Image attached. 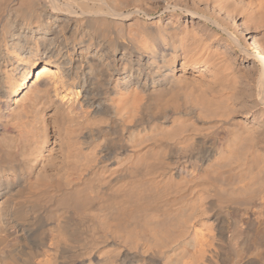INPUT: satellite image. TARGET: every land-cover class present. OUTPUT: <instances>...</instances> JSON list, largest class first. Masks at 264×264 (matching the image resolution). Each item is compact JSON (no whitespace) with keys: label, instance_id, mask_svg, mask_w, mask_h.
Listing matches in <instances>:
<instances>
[{"label":"bare ground","instance_id":"1","mask_svg":"<svg viewBox=\"0 0 264 264\" xmlns=\"http://www.w3.org/2000/svg\"><path fill=\"white\" fill-rule=\"evenodd\" d=\"M251 30L264 0H0V264H264Z\"/></svg>","mask_w":264,"mask_h":264},{"label":"rangeland","instance_id":"2","mask_svg":"<svg viewBox=\"0 0 264 264\" xmlns=\"http://www.w3.org/2000/svg\"><path fill=\"white\" fill-rule=\"evenodd\" d=\"M250 32H251L250 34L254 35L257 38L258 41H262L260 43L263 46V50H264V43H263L264 42V39H263L264 38V35H260V33H257V32H255L253 30H251ZM244 66L252 68L253 67V63H252V61L245 62V65Z\"/></svg>","mask_w":264,"mask_h":264}]
</instances>
